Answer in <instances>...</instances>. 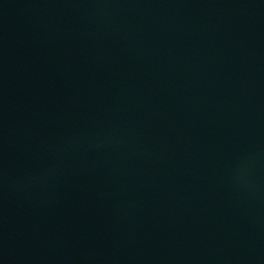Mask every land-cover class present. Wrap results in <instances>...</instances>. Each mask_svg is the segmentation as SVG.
Instances as JSON below:
<instances>
[{"label":"water","instance_id":"95a60500","mask_svg":"<svg viewBox=\"0 0 264 264\" xmlns=\"http://www.w3.org/2000/svg\"><path fill=\"white\" fill-rule=\"evenodd\" d=\"M0 264H264V0H0Z\"/></svg>","mask_w":264,"mask_h":264}]
</instances>
